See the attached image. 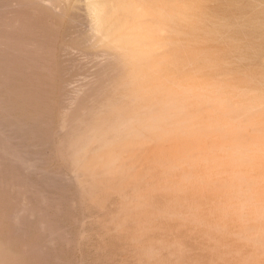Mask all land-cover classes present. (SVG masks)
Returning <instances> with one entry per match:
<instances>
[{"label": "rangeland", "instance_id": "374dc122", "mask_svg": "<svg viewBox=\"0 0 264 264\" xmlns=\"http://www.w3.org/2000/svg\"><path fill=\"white\" fill-rule=\"evenodd\" d=\"M39 1L0 16L33 50L14 65L24 115L69 142L46 168L84 184L71 261L264 264V0ZM100 61L98 94L66 111Z\"/></svg>", "mask_w": 264, "mask_h": 264}, {"label": "bare ground", "instance_id": "6f19581e", "mask_svg": "<svg viewBox=\"0 0 264 264\" xmlns=\"http://www.w3.org/2000/svg\"><path fill=\"white\" fill-rule=\"evenodd\" d=\"M41 1L45 2L46 0H41ZM47 1L48 2L46 3L49 4L50 1L49 0ZM46 3H44V5H47ZM49 5L53 6L54 4L51 3ZM0 6H2V8L4 7L3 5ZM53 8L55 11L56 6L52 7V10ZM93 9L90 8L87 9V11L88 10L90 11L89 12L90 15L97 8H95L94 10ZM1 10L2 9H0V11ZM3 10L0 13H3ZM4 12L6 11L4 10ZM33 13L34 12H32V14ZM95 13H97V11ZM95 13L93 14L95 15ZM6 14L8 13L6 12ZM6 14H4L5 17L0 16V264H45L42 261L43 259H47V260L49 259L50 264H71V262L74 264L73 261L75 260L71 261V258H73L74 256L73 257L71 256L75 254L72 253H75L76 249L80 245L81 240L84 238L79 237L78 238L79 240L77 239L78 236L77 234L74 233L72 228L74 221L71 222L70 220L72 219V216H74L72 212L74 213V208H75L74 205L75 202L77 201V197H80L85 201V198H83L84 197L83 189H85L84 184L79 180L78 177L79 175L77 176L76 174H69L68 173L69 171L64 170L62 166H61L62 169L60 166H58L57 168L58 170L56 169L54 170V168L53 170L52 169L47 170L46 168V165L48 163H52V162L54 163L56 155H59L56 158L61 157V160L63 161L64 156L63 155L61 156L60 153L62 147L65 148L69 142H67L66 144L67 137L65 131H62L59 135H57L58 141L55 142L50 141L49 138L45 137L46 135L44 136L45 133L44 134L42 133L41 135V133L37 131L38 128L36 129V124L33 123L34 121L32 122L30 120L29 118L30 116L29 117L27 116L28 117L27 118L22 111V105L20 104L22 100L21 102L19 101L21 97L20 98L17 97V93L19 89L16 86L17 81L15 80V77L17 76V74L15 75L14 73V69H15L14 65L16 61L18 62L22 58H27L26 55H28V52H32L33 50L30 49H29L30 51L28 50L27 40L23 38L22 34L16 28V25L19 24H17V22H15L16 23L15 24L13 22L14 19L10 17L13 19L10 20L8 17H6L7 16ZM90 15L86 16V18L90 17L91 19L93 16L91 17ZM11 16L13 15L11 14ZM100 16L101 15L99 14L97 15L98 18H100ZM18 19H19L18 21H20V18ZM93 19L91 20L93 21ZM94 20L96 21L95 24L96 26H93L95 22L93 23L91 21L88 24L89 27L85 30L86 34L83 35L84 38H86L87 42H88L87 38H90V36L95 35L93 34V32L95 31L94 27L96 28L98 27L96 30L99 32L100 29L99 27H101L102 25L101 23L100 26L99 25L97 26V24L100 23V21L96 18ZM21 26L22 25L20 24L18 28H20ZM32 29L30 30L32 31ZM24 34L25 32L23 33V35ZM34 35H32V37H36ZM88 56L90 55H87V57ZM92 57L94 59V56ZM100 58L102 57H99V59ZM32 61L34 62V60H31V62ZM39 62L41 61L39 60ZM95 63H96L95 65L96 71H94L89 76H87L79 86L76 87L71 86L73 88L70 87L72 89L71 94H69L68 92L70 97L69 98L66 97L70 99V102L69 100L66 101L70 103V108L68 109L67 107H65V109L66 108L68 109V110L66 109V111L69 112V110L76 104V102L80 98H83V96L86 99V97L87 98L89 97L88 95H91L92 91H93L92 96H94V93L98 92V91L94 92L96 90L95 83H97L102 73L105 72L104 74H106L107 68L109 67H108V63H102V61ZM39 64L37 65L39 66ZM43 65L44 64H41L40 66L41 69L40 67L39 68L35 67V68L40 69V72L42 69L44 71V68H42ZM19 70L20 69H18L17 71ZM20 72H22V70ZM108 72L110 71L108 70ZM105 77H109V76L106 75ZM23 78L24 77H22V79ZM25 80L24 81L22 80L23 82H25L22 83L24 85L27 84ZM27 82L29 83L30 81L27 79ZM65 92L62 91V94L64 93L65 95ZM21 96L23 97V99L25 98L23 95ZM27 97L29 98V96ZM89 99L91 100L92 97ZM94 100H96V98ZM64 101L65 100H63V102ZM78 104L79 103H77V105ZM82 104L83 103H81L80 105ZM37 107L39 109L41 108V106L40 107L37 106ZM37 107H33V108L37 111L38 110ZM84 107L86 108V106ZM31 111L33 110L31 109L30 112ZM38 112L42 113L43 111L40 109L38 110ZM28 113L29 112L27 113L25 112V114ZM31 113L29 115H31ZM62 114L66 115L67 112L66 113L62 112ZM31 118L33 117L31 116ZM37 118H34V120H36ZM44 126L46 125H43L42 127ZM45 128L46 127H44V129ZM53 136L54 135L52 134V137ZM63 144H65V147L63 146ZM51 165L53 166L54 164ZM86 215L87 214H85L84 216ZM79 224L85 226V223L83 222ZM81 229L82 230L85 229L84 231L88 232L87 228L84 229L81 228ZM79 252L81 251L79 250ZM84 258L85 255L83 259L82 257L79 259V260L82 259L80 264H85ZM85 259L88 260V256H86Z\"/></svg>", "mask_w": 264, "mask_h": 264}]
</instances>
